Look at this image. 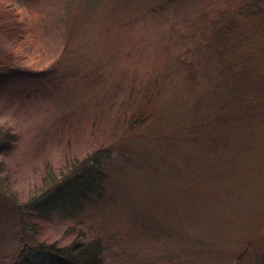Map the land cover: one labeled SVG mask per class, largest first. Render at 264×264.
I'll use <instances>...</instances> for the list:
<instances>
[{"label": "rangeland", "instance_id": "rangeland-1", "mask_svg": "<svg viewBox=\"0 0 264 264\" xmlns=\"http://www.w3.org/2000/svg\"><path fill=\"white\" fill-rule=\"evenodd\" d=\"M135 1L141 2L137 8L143 13L131 25L122 28L124 22L113 18L121 22L113 36L123 33L133 51L128 59L127 49L118 52L111 63L103 59L107 56L98 46L86 54L79 46L72 61L66 62L61 86L32 81L24 83L25 89L18 93L21 85L16 82L0 85V128L4 129L0 131V264H28L26 254L30 264H49L42 255L36 256L35 245L79 232L85 241L101 238L106 264H251L250 251L264 258V157L256 160L252 155L256 146L264 147V124L252 127L250 122L232 120L227 126L220 118L211 119L205 128L200 127L205 132L199 141L153 138L143 127L119 143L114 144L116 137L111 142L107 139L124 108L131 78L139 85L140 79L149 77L152 58L161 51L156 46L177 25L185 29L181 10L184 5L198 8L193 4L199 0L162 1L153 10L143 7L149 0ZM75 2L0 0V6L20 15L24 24L20 45L0 36V73L9 65L32 70L49 66L62 48L57 27L67 5ZM100 2L87 14L91 15L87 21L96 25L87 38L95 45L104 12L111 6L120 8L119 0ZM159 8L163 9L159 12ZM173 40L179 43L178 37ZM187 40L193 43L192 38ZM17 54L25 59H17ZM139 58H143L142 65L135 69L132 62ZM200 67L217 74L209 60ZM170 68L174 82L168 95L172 101L184 72L174 65ZM86 69L90 70L83 77ZM126 69L128 78L122 77ZM96 73L105 83L95 96L89 93L86 98L70 100L60 95L65 92L63 85L72 88L79 80L93 90ZM118 78L124 81L116 86L113 82ZM207 83L206 79L197 83L195 97L196 93L207 95L212 88L211 84L205 87ZM106 91L109 95L103 97ZM75 101L78 107L72 109ZM176 101L190 104L189 99ZM89 108L105 113L102 126L95 128L85 118ZM224 136L229 138L225 149ZM100 140L110 145L100 154L99 182L90 186L86 196L77 197L80 188L87 186V178L79 176L83 169L76 176V167L78 173L85 159L88 164L93 162L94 152L105 146L98 145ZM231 173L238 182H233ZM55 184L71 186L66 194L57 193L56 202L48 201L53 192L49 188ZM34 210L45 217L32 220L29 215ZM259 233L261 237L240 259L239 251Z\"/></svg>", "mask_w": 264, "mask_h": 264}, {"label": "trees", "instance_id": "trees-1", "mask_svg": "<svg viewBox=\"0 0 264 264\" xmlns=\"http://www.w3.org/2000/svg\"><path fill=\"white\" fill-rule=\"evenodd\" d=\"M100 1L78 0L77 2L76 0V4L69 3L65 9L63 21L57 27L62 48L52 63L41 70H32L24 66H6V69L0 73V85L5 83L13 85L16 82V84L21 85L18 88V93L25 89L22 86L24 83L32 81L38 84L48 83L61 86L62 81L60 79L64 75L66 62L72 61L70 59L73 51L80 48L86 54L94 46H98L99 51L107 56V58H103L106 61L113 60L118 56V52L124 53V49H127L126 56L128 59L131 52L133 53L127 45L128 39L124 37L123 33L118 32L115 36L113 34L119 29L122 21L124 22L122 28H124L131 25L133 18H137L138 14L141 13L140 16H142L143 11L140 12L137 8L139 2L119 0L120 8L113 6L108 8L106 14L105 12L103 14V22L98 24L100 26L99 40L95 45V42L87 38L90 35L89 31L91 33L92 29L96 27L87 21V17L91 16L87 14L91 12V9H95L97 4L101 3ZM162 1L166 2L167 0H149L144 3L147 4L143 7L153 10L160 7ZM193 5L198 6V8L194 9V7L184 5L181 10L182 13L179 15L185 19V24L187 23L184 26L185 29L181 30L179 27L181 24L177 25L174 33H169L168 39L156 46V50L161 47V51L152 58L155 60L151 63L149 77L140 79L139 85L136 79L131 78L124 108L120 111L114 122L116 125L107 138L110 142L116 137L114 144L119 143L124 140L128 133L136 134L142 127L148 130L145 134L153 138L170 141L180 138L199 141L204 137L203 132H205L200 127L205 128V124L211 119L220 118L222 124L225 122L227 126L232 125L233 121H247L252 127H259L264 124V0H199L198 5ZM162 9L159 8V12ZM155 12L156 10L152 13ZM144 14L148 15V13ZM192 14L195 15L192 16ZM115 16L121 19V22L113 19ZM22 23L20 15L5 10L4 4H1L0 36L3 39L15 40V45H20L24 41L21 34L24 27ZM174 37H178L179 43L173 40ZM186 37L192 38L193 43L191 44ZM75 55L76 57L80 56L77 52ZM17 57L19 60L25 59L19 54ZM142 59L139 58L132 62L135 63V69L136 66L138 69L139 65H142L139 63ZM205 60H209L214 66L217 72L216 76L209 71L201 70L200 66ZM173 65L180 68L184 72V76L181 77V86L177 93H174L171 101L168 91L174 82L171 71L173 68H170ZM89 70L86 69L81 75L87 76ZM126 70L122 77L130 76L129 69ZM93 77L95 83L93 90L86 88V84L83 85V82L79 80L75 82L77 84L72 88L69 85H63L65 92L60 95H65L70 100L86 98L89 93H93L95 96L96 89L99 88L97 92H100L103 88L105 79L98 78L97 73ZM199 77H204V80L208 81L205 87L211 84L212 88L207 95L196 93L195 97L193 92H196V88L200 86H196L197 83L204 82ZM118 81L123 83L124 80L118 78L116 81L114 80V85L118 86ZM105 94H108V91L104 92L102 96ZM186 99L190 100V104L183 105L184 103L176 101ZM77 103L78 101L73 102L71 108L78 107L80 100ZM72 109L68 110L74 113L75 110ZM179 109H184V111ZM85 118L97 128L99 124L102 126L101 123L106 122L107 116L102 111L100 113V110L96 108H89ZM3 130L0 128V131L3 132ZM252 132L256 134L255 130ZM206 137L207 134L205 133ZM96 139L99 140L100 137ZM222 139L223 149L229 148V138L224 136ZM98 145H105V142L100 140ZM109 145L106 144L94 152L93 162L90 164H88L89 160L85 159L78 173L76 172L78 167H76L74 174L77 176L83 169L79 176L82 179L87 178V186L80 188L82 193L80 196L77 194V197H81L82 194L86 196L88 189H91L90 186L99 182L97 173H99L100 154L107 151ZM214 148L216 145L212 149ZM252 155L256 160L263 158L264 147L258 149L256 146ZM96 166L97 169H95ZM84 167L88 170H84ZM225 167L229 168L227 164ZM88 175L91 178L87 177ZM229 176L232 178V173ZM67 177L63 181H66ZM232 179L233 182L239 180L237 178ZM77 181L76 179L75 182ZM233 182L231 187H234ZM70 186L71 184L65 187L60 186V184L53 185L49 188L53 192L47 200L56 202L58 195L66 194ZM216 187L217 185L213 186L214 191L217 190ZM233 190L235 194L237 190L235 191V188ZM218 210L215 211V214L218 213ZM30 214L32 220L34 217L36 220L45 217L38 210L31 211ZM82 234L79 232L70 235V238L55 239L48 243L40 242L34 247L37 250L36 256L42 255L46 260H49V264H106L104 244L101 238L97 237L85 241ZM259 237H261L260 233L257 237L255 235L250 239L239 251L240 259ZM21 250L23 252L24 247ZM259 258L255 251H250L249 262L251 264H264V258H260L261 260ZM24 260L30 264V255H24Z\"/></svg>", "mask_w": 264, "mask_h": 264}]
</instances>
